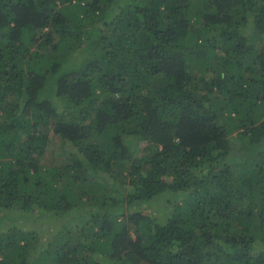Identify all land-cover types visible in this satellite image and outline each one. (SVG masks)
Here are the masks:
<instances>
[{
	"label": "trees",
	"instance_id": "obj_1",
	"mask_svg": "<svg viewBox=\"0 0 264 264\" xmlns=\"http://www.w3.org/2000/svg\"><path fill=\"white\" fill-rule=\"evenodd\" d=\"M0 264H264V0H0Z\"/></svg>",
	"mask_w": 264,
	"mask_h": 264
},
{
	"label": "rangeland",
	"instance_id": "obj_2",
	"mask_svg": "<svg viewBox=\"0 0 264 264\" xmlns=\"http://www.w3.org/2000/svg\"><path fill=\"white\" fill-rule=\"evenodd\" d=\"M238 141V140H237ZM236 141V143H237ZM54 149L51 151H55L53 153H57L56 149V142H54ZM56 156V155H55ZM48 159H53L54 162H56V157L53 158V155L49 154ZM185 195H181L179 193H173L172 191H165L157 196H155L153 199L148 201L147 203L143 204L141 206V209L146 213L150 214L152 217L155 218L157 222H163L166 217L170 215V212L173 211V208L175 206L181 205V203L184 201ZM80 212L81 210L75 209L70 212V216L72 217L71 219H66L62 222L67 223L68 225H75L78 224L82 219H80ZM11 217V220L13 221L16 220L21 226L26 227V228H37L40 230V235L42 242H45L48 240L53 233H56L57 230L61 227L60 225L62 222H58L55 218L50 217L46 215L45 217H41L36 220H32L30 217L29 220L27 219H19L18 214L11 213L8 215ZM8 220V219H6ZM3 220L4 225H6L7 221ZM14 222V221H13ZM38 225V226H37ZM132 228L130 229V232H132ZM133 233V232H132ZM134 234H132L133 236Z\"/></svg>",
	"mask_w": 264,
	"mask_h": 264
}]
</instances>
